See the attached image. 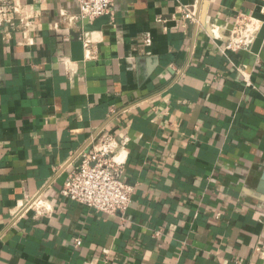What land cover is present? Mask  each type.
Listing matches in <instances>:
<instances>
[{
	"label": "crops",
	"instance_id": "obj_1",
	"mask_svg": "<svg viewBox=\"0 0 264 264\" xmlns=\"http://www.w3.org/2000/svg\"><path fill=\"white\" fill-rule=\"evenodd\" d=\"M19 3L33 27L0 28V264H264V41L225 50L264 0H116L94 20ZM101 131L128 138L123 214L61 193ZM41 192L52 211L21 216Z\"/></svg>",
	"mask_w": 264,
	"mask_h": 264
},
{
	"label": "built area",
	"instance_id": "obj_2",
	"mask_svg": "<svg viewBox=\"0 0 264 264\" xmlns=\"http://www.w3.org/2000/svg\"><path fill=\"white\" fill-rule=\"evenodd\" d=\"M21 0H0V28L30 29L33 23L29 18L21 17ZM82 19L94 20L111 14L116 0H76ZM192 17L191 14H186ZM263 22L255 17L240 14L236 17L225 50L251 51L262 29ZM146 42L150 43L147 38ZM128 142V138L101 131L92 138L88 146L79 154V163L68 175L62 188V195L97 212L105 214L126 213L134 194V186L123 178V162L117 160L119 150ZM43 192L27 201L21 216L30 209L42 214L52 211V204L43 198ZM77 247L82 240H74Z\"/></svg>",
	"mask_w": 264,
	"mask_h": 264
},
{
	"label": "water",
	"instance_id": "obj_3",
	"mask_svg": "<svg viewBox=\"0 0 264 264\" xmlns=\"http://www.w3.org/2000/svg\"><path fill=\"white\" fill-rule=\"evenodd\" d=\"M202 17H203V18H202V21H204L205 10H204V13H203V16H202ZM263 41H264V27L261 29V31H260V33H259V35H258V38H257L255 44L253 45V48H252L253 52L258 53V52L260 51V49H261V47H262V44H263ZM81 152H82V151H81ZM81 152H79V154H80ZM79 154H77V155L75 156V159L79 156ZM72 161H73V160H72ZM72 161H71V162H72Z\"/></svg>",
	"mask_w": 264,
	"mask_h": 264
}]
</instances>
